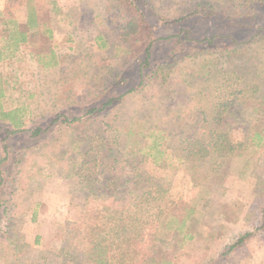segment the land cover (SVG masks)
<instances>
[{"label":"rangeland","instance_id":"rangeland-1","mask_svg":"<svg viewBox=\"0 0 264 264\" xmlns=\"http://www.w3.org/2000/svg\"><path fill=\"white\" fill-rule=\"evenodd\" d=\"M144 1L155 34L147 69L156 70L143 88L114 101L104 122L93 118L62 125L45 142L38 136L37 147L12 167V186L1 194L8 202L0 207V264H75L61 249L85 243L70 241L66 233L82 236L94 209L112 207L110 198L93 200L95 180L98 190L109 188L113 195L140 190L132 182L105 186L118 182V175L133 176L125 161L151 176L161 190L166 188L158 196L162 215L152 225L161 239L150 252L157 260L148 264H160V256L164 264H264V2L251 1L253 11L247 13L240 0ZM29 2L0 0V48L8 28L2 21L26 24ZM31 3L38 26L11 57L6 51L0 60L3 109L19 108L23 122L33 118L44 124L47 118L42 116L50 111L76 109L72 112L81 114L130 86L140 57L126 60L119 39L124 13L114 0ZM177 33L196 48L195 57L164 68L165 59L182 53ZM213 35L218 37L207 43ZM250 38L252 43L239 44L230 56H223L232 40ZM49 50L57 54L59 65L44 67L38 61L37 53ZM212 128L224 130L234 148L224 158L183 162L178 144L185 152L193 130L203 139ZM4 131L0 125L1 137ZM32 139L28 133L15 136V148ZM106 141L115 144L124 162L109 174L107 168L104 173L96 169L94 182L83 186L79 169ZM158 185L149 188L156 197ZM133 205L129 199L117 204L129 209ZM146 226L151 229L150 223ZM245 232L252 234L229 248Z\"/></svg>","mask_w":264,"mask_h":264},{"label":"trees","instance_id":"trees-1","mask_svg":"<svg viewBox=\"0 0 264 264\" xmlns=\"http://www.w3.org/2000/svg\"><path fill=\"white\" fill-rule=\"evenodd\" d=\"M114 1L124 13L123 21L119 26V39L121 45L125 48L126 60L140 57L137 75L133 77V81H130V86L125 91L120 92V94L107 95L105 99L98 104L89 106L81 114L72 112L76 111V109L70 110L62 108L59 111H50V114H45L44 117L42 116V119L47 118V123L44 124L36 123L35 121L38 119L35 120L33 118L28 123H25L20 119L19 108L3 109L0 105V125L5 128V135L2 137L0 135V207L3 206V203L6 204L8 202L3 201L1 194L3 188L7 187L8 184L12 186V167L21 161L22 156L26 155L32 147H37L34 141L38 136H40L38 140L45 142V140H51L55 136L54 131L62 125L70 126L81 124L93 118L104 122V116L109 112L113 102L117 100L121 101L126 94L136 91L138 87L143 88L145 84H147V80L149 81L153 72L156 70V68L147 69L150 66L151 48L155 41V34L154 27L146 19L144 11L145 1ZM251 1L254 0H240L238 4L242 6L247 13H251L253 8L248 6ZM257 1L264 2V0ZM244 4L246 5L243 6ZM27 6L26 24L21 26L13 21H2V24L5 23L8 28L5 30L6 36H1L4 40V45L0 48V60L4 59L6 51H8L7 53L9 57H11L13 53L33 35L34 31H32V29L38 26L35 7L32 5L31 0ZM197 7H199V3ZM197 11L196 9L193 14ZM188 15L189 13L185 12L184 17ZM9 22H12V26H9ZM49 32L50 31H48V33ZM180 32L186 35L188 30L186 28H181ZM175 36L177 38V44L180 47L179 50H181L182 53L171 61L165 59L164 68L169 67L172 63L178 62L181 58L195 57L196 48L186 44L184 42L185 40L180 37V33H177ZM260 36H264V33L261 32ZM216 37L218 36L213 35L211 38H207V43H212L213 39ZM225 37L227 38L229 36ZM238 41L239 40L236 39L232 40L233 44L224 49L226 54L223 56H230V53L232 54V52L237 50L236 47L239 44L252 43L253 39L250 38L249 40ZM175 50L177 49L172 48L171 52ZM36 57L44 67L59 65L57 54L52 50H49L48 53L38 52ZM145 68L147 69L146 72L144 71ZM115 79L110 82V85ZM1 91L2 89L0 88V95ZM212 129L205 132L203 139H200L193 130L190 133L185 152H183V148L181 149V142L178 144V147H176L179 153L182 151L178 157H180L183 162L192 163L202 160L203 157H206L208 161L215 159V157L219 155L224 158L227 152L234 148V145H232V147L229 145L224 130ZM24 133H28L30 138H33L32 141H27L19 148H15V143L18 142V140L15 141V136H22ZM114 146L115 144L106 141L102 144L101 150L97 151L95 157L83 162V167L87 164L94 165L91 167L86 166L87 168L81 167L79 169L78 173L84 181L83 186L91 184L92 181L96 179L94 178L96 169H98L100 173H104L107 168L109 174V171L111 172L118 168L117 164L124 162L119 159V150ZM125 162L129 168L134 170V172H132L133 176L124 177L123 175H118L116 177L118 182L111 180L109 183H106L105 186L115 187L116 184H120V186L123 187L126 183L132 182L138 185L140 190H138V192H133V194L132 191L129 192L125 190L113 195V191L111 193L109 188H107L109 192L105 191L107 189L98 190L96 187L99 181H93V200L110 198L112 199L110 200L112 207L103 210L94 209L89 216L92 221L90 220L89 223H86L82 227V236H78L74 231H72V233H66V237L71 238L70 241L79 238V241H84L85 243L84 247H76L75 249L73 248V250L68 243L61 249L65 257L76 260L75 264H148V261L155 262L157 260L155 256L156 253L150 254V252L154 249H158L157 243L161 242V239L159 240L156 238L154 234L155 227H152V225L156 226L162 215V208L159 205L160 198L158 196H160L163 191H166V188L161 190V187H159L156 182L153 183L151 176L136 170V167L134 168L129 162ZM122 176L124 179H122ZM105 178L108 180L110 175ZM156 185L159 187L156 192L157 197L152 195V192L149 190L151 186L154 187ZM85 195L89 196L88 193ZM133 196L135 197L133 198ZM128 199L134 201V205L131 206V209L117 206L119 203H125ZM261 211L264 213V207L261 208ZM103 218L106 219V222L101 221ZM148 223L151 224V229L145 230L148 228V226H146ZM262 226H264V214ZM251 234V232H245L234 238L229 248H234L242 244ZM159 258L160 264H164V257L160 256Z\"/></svg>","mask_w":264,"mask_h":264}]
</instances>
